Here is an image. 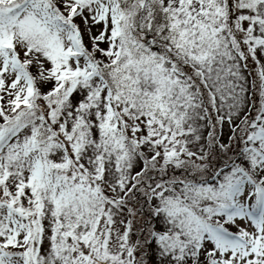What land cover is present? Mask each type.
<instances>
[{
    "label": "snow or ice",
    "instance_id": "obj_1",
    "mask_svg": "<svg viewBox=\"0 0 264 264\" xmlns=\"http://www.w3.org/2000/svg\"><path fill=\"white\" fill-rule=\"evenodd\" d=\"M0 264H264V0H0Z\"/></svg>",
    "mask_w": 264,
    "mask_h": 264
}]
</instances>
